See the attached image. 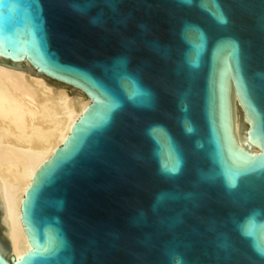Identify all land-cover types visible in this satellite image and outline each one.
Segmentation results:
<instances>
[{
    "label": "water",
    "instance_id": "obj_1",
    "mask_svg": "<svg viewBox=\"0 0 264 264\" xmlns=\"http://www.w3.org/2000/svg\"><path fill=\"white\" fill-rule=\"evenodd\" d=\"M0 62L92 101L15 264H264V0H0Z\"/></svg>",
    "mask_w": 264,
    "mask_h": 264
},
{
    "label": "bare ground",
    "instance_id": "obj_2",
    "mask_svg": "<svg viewBox=\"0 0 264 264\" xmlns=\"http://www.w3.org/2000/svg\"><path fill=\"white\" fill-rule=\"evenodd\" d=\"M234 101L240 110L234 137L239 148L258 155L261 149L249 140L250 121L235 93ZM91 102L28 62L27 68L0 62V255L6 261L15 264L32 250L19 210L37 171L66 142Z\"/></svg>",
    "mask_w": 264,
    "mask_h": 264
},
{
    "label": "rangeland",
    "instance_id": "obj_3",
    "mask_svg": "<svg viewBox=\"0 0 264 264\" xmlns=\"http://www.w3.org/2000/svg\"><path fill=\"white\" fill-rule=\"evenodd\" d=\"M22 68H27V66H26V67H22ZM33 74H35V72H33ZM59 84H61V83H59ZM66 86H68V85H66ZM68 88H71V89H72L73 87L68 86ZM73 89H75V88H73ZM76 90H77V89H76ZM246 128H247V127H245L244 130H246ZM8 261H9V259H8Z\"/></svg>",
    "mask_w": 264,
    "mask_h": 264
}]
</instances>
